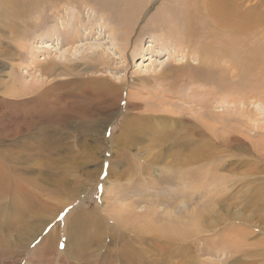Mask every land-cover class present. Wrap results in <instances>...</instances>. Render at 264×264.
<instances>
[{
    "label": "rangeland",
    "instance_id": "rangeland-1",
    "mask_svg": "<svg viewBox=\"0 0 264 264\" xmlns=\"http://www.w3.org/2000/svg\"><path fill=\"white\" fill-rule=\"evenodd\" d=\"M45 1L42 14L40 0H0V179L27 180L17 192L0 183L9 190L0 192V264H264V26L240 34L217 26L204 32L208 23H198L196 40L179 49L176 38L164 46L167 28L156 17L168 8L184 14L190 7L182 0ZM250 1L244 10L264 16V0ZM190 10L207 14L198 1ZM73 11L81 19L71 42L64 37L70 27L61 28ZM49 30L53 37L42 38ZM200 40L217 52L237 40L235 53H216L205 64ZM255 53L262 55L258 64ZM53 61L57 74L47 70ZM248 62L253 71L243 72ZM190 70L213 74L191 82ZM110 161L115 172L108 175ZM78 206L79 215L105 222L101 234L91 226L77 246L63 224L58 242L50 241ZM103 208L119 209L109 217L114 224ZM195 208L203 223L190 217ZM182 209L179 238L184 234L187 248L162 233ZM154 210L148 222L158 221L143 225L151 234L136 233L143 213ZM43 240L53 248L36 253ZM128 251L141 259L125 263Z\"/></svg>",
    "mask_w": 264,
    "mask_h": 264
},
{
    "label": "bare ground",
    "instance_id": "bare-ground-1",
    "mask_svg": "<svg viewBox=\"0 0 264 264\" xmlns=\"http://www.w3.org/2000/svg\"><path fill=\"white\" fill-rule=\"evenodd\" d=\"M25 1V0H24ZM29 1H32V4L33 5H35V0H29ZM39 1V0H38ZM55 1V0H54ZM58 2L59 1H63V0H57ZM90 1V0H89ZM141 2H143L145 5H149V2H148V0H140ZM182 1H184V3L186 4V5H188V7H190V9H193V7H194V5L197 3V1L199 2V3H201L203 6H204V8H205V11H206V13L207 14H205V15H203L204 17H200V16H197V15H195L196 13L195 12H192V10H190V9H186V10H184V14H181L179 17H176L175 16V14H172V11H171V9H165L161 14H159L158 15V17H156L157 18V21L158 22H160V23H162V27L164 26L165 28H167V33L168 34H166L165 35V33H164V35H160V36H164L165 37V42H163L164 43V46H165V44L167 43V42H169L170 40L171 41H175L174 39L176 38L178 41H177V46L179 47V49H181V48H183L184 47V45H185V43H192V41H191V39H195L196 40V38L198 37L197 35H196V26H197V24L198 23H200L201 25L202 24H204V23H208L207 24V29H205L204 30V32L205 31H207V30H210L211 28H212V26H217V27H219V28H222V30L224 29V30H231V31H234V32H240V34L242 33V34H244L245 32H247V31H254V30H256V29H258L259 27H263L264 26V16H261V15H258L259 13H254V10H252V12H246L245 10H244V5H246V3L247 2H252V1H250V0H182ZM40 2H42V4H44V6H43V10H42V14H43V12H45V6L47 5L46 4V1L45 0H40ZM30 3V2H29ZM38 3V2H37ZM50 3H51V1H50ZM53 3V2H52ZM55 3V2H54ZM53 3V4H54ZM56 4V3H55ZM59 4V3H58ZM57 5V4H56ZM60 5V4H59ZM110 5V4H109ZM173 5V4H172ZM174 6V5H173ZM51 7H53V6H51ZM146 7V6H145ZM178 7V5H176V7L175 8H177ZM57 8V7H56ZM52 10L54 9V8H51ZM58 10H60V8L59 9H57L56 11H58ZM67 10V9H66ZM177 10V9H176ZM54 11V10H53ZM55 11V12H56ZM52 13V12H51ZM183 13V12H182ZM70 15V17L68 18V23L66 24V26L65 25H63V27L61 28V30H64V27H70V29H69V31L65 34V39L66 40H68V41H71L72 42V38H73V40H75V39H77L78 37H79V35H77V34H80V32H79V26H78V24H79V20L81 19V16H80V14L79 13H75L74 11H73V14H69ZM48 16V15H47ZM54 17V16H53ZM42 18V15H39V16H37L36 17V22L38 21V20H40ZM45 18V17H44ZM207 18V19H206ZM178 20L180 21V22H182L181 23V26L180 25H178ZM35 21V20H34ZM179 22V23H180ZM81 23V22H80ZM93 25V24H92ZM29 26V25H28ZM27 26V27H28ZM199 27V26H198ZM203 27V26H202ZM81 28V27H80ZM60 29V28H59ZM114 29V28H113ZM198 29V28H197ZM164 30V29H163ZM202 31H203V29H201ZM220 30V29H219ZM221 31V30H220ZM165 32V31H164ZM52 33V30H49V31H47V32H44L43 33V35H42V38H50V37H53V34H51ZM219 33V32H218ZM198 35H201V34H198ZM201 37H202V35H201ZM215 37V36H214ZM225 37V36H224ZM154 38V37H153ZM217 39V38H216ZM220 39V38H219ZM226 39V38H225ZM156 40V39H155ZM155 40H152L151 39V43H153V42H156ZM213 40H215V39H213ZM213 40H211V41H213ZM227 41H229V42H227L226 43V45L223 47V49L221 50V51H219V52H217V50H216V47L214 48V46L213 45H208L207 44V42H204V43H202L203 42V40H202V42H201V40L200 41H196L197 42V44H198V46H199V52H202L203 53V55H204V63L205 64H209V65H211L212 64V60H211V57L213 56V55H215L216 53H219L221 56H223V57H229L232 53L234 54L235 53V51H233V48L234 47H236V41L234 42V41H230V40H227ZM128 42H129V38L127 37L126 38V40H125V43H124V47H127L128 46ZM139 42H141V43H143V41L141 40V41H139ZM176 42V41H175ZM214 42V41H213ZM215 43V42H214ZM216 43H217V41H216ZM44 44V43H43ZM68 45H70L71 46V48H73V44L72 43H70V44H68ZM141 45V44H140ZM191 45V44H190ZM221 45V44H220ZM47 47H50L49 45H46V46H43V48H45V49H47ZM137 47V46H136ZM138 47H139V45H138ZM175 48V47H174ZM187 48H188V46H187ZM50 49V48H49ZM137 49V48H136ZM70 49L68 48L67 49V52L69 51ZM122 51L125 53V50L122 48ZM137 51V50H136ZM233 51V52H232ZM51 52V51H50ZM53 52V51H52ZM62 54V53H61ZM60 54V55H61ZM136 54H137V52H135L134 53V56H136ZM201 54V53H200ZM206 54V55H205ZM60 55H57V57H56V59H55V61H60V64H67V63H62L61 61H62V59H60ZM126 55V54H125ZM133 56V57H134ZM67 58V57H66ZM66 58H64L65 60H67ZM54 59V58H53ZM209 59H210V61H209ZM261 59H262V55L260 54V53H255V56H254V61L256 62V64H258L259 62H261ZM234 60V59H233ZM67 61H69V60H67ZM135 61V60H134ZM235 61V60H234ZM54 62V61H53ZM48 64H49V62H47ZM51 63V62H50ZM58 62H54V63H51V65L49 66L50 68L49 69H47V70H49V72H53V73H56L57 74V70H59V66H58ZM254 64L255 63H253V62H248V65H249V67H247L246 68V70H245V67H246V65L244 66V68H243V72H246V71H249V70H251V71H253V68H254ZM68 65V64H67ZM154 65V64H153ZM63 66V65H62ZM152 66V65H151ZM153 67V66H152ZM232 67H234V65L232 66ZM45 68H46V66H45ZM67 68H69V65H68V67ZM236 68V67H235ZM234 68V69H235ZM64 69V68H63ZM238 69H240V68H238ZM61 71V70H60ZM59 71V72H60ZM250 71V72H251ZM258 71H260V70H258ZM190 74H191V76H188L187 77V80H190L191 82H193V81H196V80H211V75L213 74V72L212 71H205V72H196V71H193V70H190ZM241 72H242V70H241ZM64 73H66L65 75L67 76V75H70V72L68 71V70H64ZM224 73V72H223ZM222 73V74H223ZM248 73V72H247ZM264 73V72H263ZM62 74H63V72H62ZM246 74V73H245ZM249 74V73H248ZM259 74H261V72H259ZM238 75H240L239 73H238ZM57 76V75H56ZM260 77V76H259ZM199 81V82H200ZM214 81V80H213ZM222 81H224V80H222ZM221 81V82H222ZM205 82V81H204ZM53 83V82H52ZM194 84H196V83H194ZM205 84V83H204ZM221 84H224V82L223 83H221ZM241 84H245V85H248V84H250L248 81H243ZM213 85V84H212ZM230 85V84H229ZM26 86V85H25ZM53 86V85H52ZM255 86V85H254ZM27 87V86H26ZM221 87V86H220ZM223 87V86H222ZM256 88V87H255ZM219 89V88H218ZM34 90V89H33ZM37 90V89H36ZM35 90V91H36ZM226 90H227V88H226ZM231 90H232V88H231ZM228 91V90H227ZM44 92V91H43ZM134 99V98H133ZM130 102V101H129ZM36 103V102H35ZM129 105V103H127V106ZM132 105V104H131ZM173 114V113H172ZM129 114H127L126 115V117H127V120H128V116ZM61 119V118H60ZM180 123V122H179ZM124 124V126L122 127V129H121V136H123V138H125V139H127V132H130V131H127V129L129 130V126H127L129 123L128 122H124L123 123ZM217 124V123H216ZM109 126V125H108ZM107 129H108V127H107ZM139 129V128H138ZM146 134V133H145ZM203 134V133H202ZM131 135H132V132H131ZM129 137H130V135H128ZM134 137V136H133ZM132 138V137H131ZM115 139V141L117 140V142H119V141H121V140H119L118 138H114ZM49 140H50V138H49ZM113 140V139H112ZM130 141V140H129ZM244 141V140H243ZM126 142V141H125ZM124 144V143H123ZM189 145V144H188ZM130 148V147H129ZM50 149V148H49ZM48 149V150H49ZM124 149H125V146H124ZM197 154H200L201 155V153H197ZM186 155V154H185ZM183 156V155H182ZM189 156H190V154H189ZM192 156L193 157H195V155L194 154H192ZM196 158V157H195ZM204 158H206V157H204ZM206 159H208V158H206ZM211 159V158H210ZM21 160V159H20ZM186 160L187 161H189V163L188 164H192L191 163V161H193V163H197V161L196 160H194V158H187L186 157ZM211 162H212V160H211ZM199 164V163H198ZM208 164H211V163H208ZM112 165H113V162L112 161H110V170H109V174L108 175H111V173L114 171V168H112ZM187 166V165H186ZM137 167V166H136ZM194 167V166H193ZM196 167V166H195ZM125 168V167H124ZM122 169V168H121ZM123 170V169H122ZM115 172V171H114ZM119 172V171H118ZM122 172V171H121ZM147 172V171H146ZM174 172V171H173ZM172 172V173H173ZM176 172V171H175ZM142 173V172H141ZM114 174H116V173H114ZM190 174V173H189ZM122 175V174H121ZM183 173H182V176H179V179L182 177L183 178ZM119 176V175H118ZM195 176L198 178V172H197V174H195ZM194 177V176H193ZM190 178H192V177H190ZM3 179L4 180H1L0 179V183L2 182V181H7V183H8V188L9 187H11V185L12 184H14V186H13V192H17V190H19V189H23V186H24V184H25V182L27 181H25V179H21V180H17V181H14L11 177H9L8 175L7 176H5V177H3ZM134 179V178H133ZM183 179H187V178H183ZM92 179H90V181H91ZM130 180V179H129ZM169 180H171V179H169ZM29 183H32L33 184V180H29L28 181ZM128 182V181H127ZM131 183H132V181H130ZM191 182H194V179L192 178V180H191ZM130 183V184H131ZM59 184V183H58ZM179 184H180V182H179ZM57 184L56 183H53L52 184V186L53 187H55V189H57V190H61L62 189V187L61 186H56ZM61 185V184H60ZM182 185H184V183L182 182ZM27 186H29V184H27ZM74 186V185H73ZM76 186V185H75ZM180 186V185H179ZM216 187H217V185H215ZM66 187V186H65ZM64 187V188H65ZM122 188V187H121ZM171 188H173V187H171ZM184 188L185 189H182L183 191H187V188L184 186ZM1 189H2V193H4V192H9V190H7V189H5V187L4 186H1L0 185V192H1ZM119 189H120V186H119ZM123 189V188H122ZM194 189V188H193ZM62 190H64V189H62ZM23 191H25V190H21L20 192H23ZM77 191V190H76ZM79 191V190H78ZM115 191H116V189H115ZM108 192V191H107ZM127 192V191H126ZM77 193V192H76ZM85 193V192H84ZM110 193H112L111 191H110ZM186 193V192H185ZM185 193H184V195H185ZM108 194V193H107ZM109 195V194H108ZM127 195V194H126ZM107 196V195H106ZM116 196V195H115ZM4 199L6 198V197H3ZM105 198H107V197H105ZM108 198H110V197H108ZM116 198V197H115ZM193 198V197H192ZM192 198H190L189 199V201L191 202V201H194V199H192ZM110 199H112V198H110ZM116 199H118V198H116ZM115 200V199H114ZM119 200V199H118ZM129 200V199H128ZM0 201H3L2 200V198L0 199ZM117 200H115V202H116ZM114 202V203H115ZM106 203H107V201H106ZM121 203V202H120ZM116 204V203H115ZM186 204V203H185ZM80 206V205H79ZM79 206H78V208L76 209V210H74L71 214H69L68 215V217H67V219L63 222V223H60L58 226V228H56L53 232H51V234H50V237H49V240L50 241H53V240H56V242H58V240H57V235H56V233H58L57 232V230L58 229H60L61 228V226L64 224L65 225V227H66V238H67V236H69V231H70V233H71V235H77L76 236V241H78L79 243H78V245L77 246H79L80 244H82L83 242L82 241H84V238H85V233H83V230H89V229H91V226H96V228H94V229H97L98 231H100V229L102 228V226L101 225H103V223H105L103 220H100V219H98V218H96V217H93L92 218V216H90V215H88V214H85V213H83V215H79V213L81 212L80 210V208H79ZM83 206V205H82ZM116 206V205H115ZM117 206H119V205H117ZM86 208H83V212H84V210H85ZM111 209V208H110ZM113 209V211H110V210H108L107 209V211L105 210V208H103L102 209V211H103V213L101 214L102 215V217L105 219L106 217L107 218H109L110 216H113L112 215V213H114L115 211H118L119 209H115V208H112ZM111 209V210H112ZM189 211H190V209H188ZM27 211V210H26ZM147 211H148V209H147ZM87 212V211H86ZM121 212H124V211H121ZM146 212V211H145ZM155 210L154 211H151V213L150 212H148V213H143V215H142V217H141V219H139V222H138V225H140V226H137V232L136 233H140L141 232V234H151V229H150V227L148 226V227H146V226H143V225H153V223H155V221H158V220H154V221H151V222H148L150 219H152V217H154L155 216ZM157 212V211H156ZM158 213V212H157ZM204 212H198V209L197 208H195L193 211H190V217L191 216H193L194 214H197L198 216H199V221H200V223H203L205 220H204V214H203ZM79 215V219L78 220H76V221H74L73 223H70L69 222V220L72 218V216H74V215ZM145 214V215H144ZM160 215V214H159ZM184 215H185V211L182 209L181 210V214L178 216V218L176 219V220H174L172 223H171V225H170V227H168V228H165L164 230H163V232L162 233H165V234H169L170 236H171V239H172V241H171V243H173V242H176L178 245H179V243L182 245V243H181V241H184V234H181L180 235V238H179V229H180V227H179V225H180V223L182 222V219H183V217H184ZM167 216H169V214L167 215ZM122 217V216H121ZM203 217V218H202ZM200 218H202V221H201V219ZM92 219V220H91ZM112 221H111V220ZM117 219V218H116ZM223 219V218H222ZM141 220V221H140ZM109 223L110 222H112L113 224H114V220L112 219V218H109ZM163 221H165L164 222V224L166 223V222H169V221H171V220H169V221H166L165 220V218H164V220ZM226 221V220H225ZM143 223H145V224H143ZM107 224V223H106ZM225 224V223H224ZM227 224V223H226ZM225 226V225H224ZM156 228V230L157 231H159V232H161V230H160V228L158 227L157 228V226H155ZM228 227H230V226H228ZM207 228H209L208 227V224L206 225V230H207ZM226 228V227H225ZM45 229V228H44ZM43 229V230H44ZM79 229L81 230V232L80 233H78L79 232ZM209 229H211V228H209ZM43 230L38 234V236H37V233L35 232L33 235L35 236V237H33L32 239H30L29 240V243L27 244V246L26 247H28L27 249H29V248H31V244L32 243H34L33 242V240L35 241L38 237H40L41 236V234H42V232H43ZM119 230V229H118ZM231 232V231H230ZM135 233V234H136ZM31 234H32V232H31ZM80 234V235H79ZM99 234H101V231L98 233L97 232V235H99ZM134 234L133 233H131L130 234V236H133ZM25 237V236H24ZM93 237H95V235L93 236ZM92 237V238H93ZM147 237V236H146ZM145 238V237H144ZM71 239V238H70ZM145 240V239H144ZM141 241V240H140ZM143 241V240H142ZM141 241V242H142ZM147 241H151L152 242V239H149V240H147ZM24 243H26V241H24ZM144 243V242H143ZM194 245L196 244V242H194L193 243ZM132 244L131 243H129V247L131 246ZM141 245H143V244H141ZM140 245V246H141ZM146 245V244H145ZM144 246V245H143ZM184 248H187V246H185V245H182ZM34 247H36V245L34 246ZM67 247V246H66ZM172 247V246H171ZM51 248H53V246L48 242V240H43L42 242H41V244L38 246V247H36L35 249L37 250L36 251V253L37 252H39V253H41V252H44V250L46 249V252H48L49 250L48 249H51ZM35 249H33V250H35ZM32 249H31V252H30V259H32V258H34L35 257V254H34V251H33ZM140 250L141 251H144L145 249L142 247H140ZM17 251V250H16ZM101 251V250H100ZM99 251V252H100ZM110 252V251H109ZM133 251H128V252H126V253H128L127 255L125 254V252H124V255L125 256H127V257H125V263H127L128 261H127V259L129 260V262H133V261H135V260H140L141 258H140V256H135L133 253H132ZM110 253H113V252H110ZM115 256H116V258H118V259H121V251H119V252H117L116 254H114ZM137 255V254H136ZM72 263V262H71Z\"/></svg>",
    "mask_w": 264,
    "mask_h": 264
}]
</instances>
